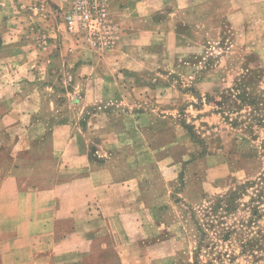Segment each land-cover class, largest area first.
Wrapping results in <instances>:
<instances>
[{
  "label": "rangeland",
  "instance_id": "1",
  "mask_svg": "<svg viewBox=\"0 0 264 264\" xmlns=\"http://www.w3.org/2000/svg\"><path fill=\"white\" fill-rule=\"evenodd\" d=\"M69 1L23 7L29 35L44 54L63 45L62 52L65 47L94 59L99 74L85 83L90 91L79 94L84 110L66 109L63 129H43L83 134L89 140L85 163L114 165L89 174L101 194L110 192L103 199L112 205L109 211L130 213L118 215L116 226L134 239L141 233L152 250L142 264H264V30H224L210 36L214 43L191 46L190 58L180 60L166 58L168 46L117 50L124 29L110 0L121 39L111 49H90L66 30ZM204 32L214 30L200 28L197 37ZM123 52L130 54L117 68L114 60ZM4 73L0 82L14 83ZM143 112L147 124H140ZM20 128L27 133V126ZM109 135L118 145L107 156L94 141ZM19 164L24 166L12 176L50 179L55 167L46 165L43 174Z\"/></svg>",
  "mask_w": 264,
  "mask_h": 264
},
{
  "label": "crops",
  "instance_id": "2",
  "mask_svg": "<svg viewBox=\"0 0 264 264\" xmlns=\"http://www.w3.org/2000/svg\"><path fill=\"white\" fill-rule=\"evenodd\" d=\"M41 2L49 6V0ZM33 3L36 0H0V79L7 70L14 82H0V264H142L152 250L139 239L141 233L134 239L126 228L116 226L118 215L130 213L109 211L112 205L103 199H109L110 192L101 194L91 176L114 165L86 164L89 140L60 130L67 123L64 110H84L79 94L90 91L85 83L100 68L73 49L64 47L62 52L63 45L52 54L36 48L23 8ZM110 9L124 29L117 50L168 46L165 56L171 60L190 58L191 46L214 43L210 36L221 37L224 30H264V0H111ZM200 28L214 32L200 38ZM129 54L120 53L114 65L119 68L120 58ZM139 118L140 124L149 123L147 113ZM50 124L61 128L47 133L43 126ZM21 126H27L26 134ZM94 142L107 156L118 145L111 135ZM22 161L43 174L49 172L46 165L54 163L52 177L12 176L24 166ZM74 173L76 179L64 181ZM164 173L173 175L171 170Z\"/></svg>",
  "mask_w": 264,
  "mask_h": 264
},
{
  "label": "built area",
  "instance_id": "3",
  "mask_svg": "<svg viewBox=\"0 0 264 264\" xmlns=\"http://www.w3.org/2000/svg\"><path fill=\"white\" fill-rule=\"evenodd\" d=\"M110 0H70L64 12L66 30L90 49L113 48L121 28L109 14Z\"/></svg>",
  "mask_w": 264,
  "mask_h": 264
}]
</instances>
